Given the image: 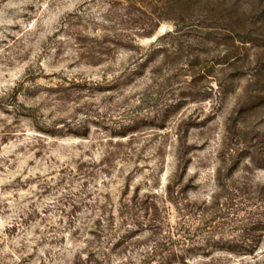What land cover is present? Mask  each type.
<instances>
[{
  "label": "rangeland",
  "instance_id": "obj_1",
  "mask_svg": "<svg viewBox=\"0 0 264 264\" xmlns=\"http://www.w3.org/2000/svg\"><path fill=\"white\" fill-rule=\"evenodd\" d=\"M0 264H264V0H0Z\"/></svg>",
  "mask_w": 264,
  "mask_h": 264
}]
</instances>
